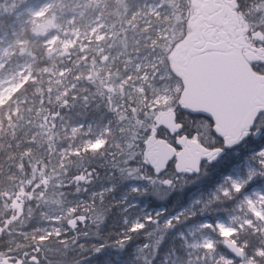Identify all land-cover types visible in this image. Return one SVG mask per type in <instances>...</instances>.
<instances>
[{
    "label": "trees",
    "instance_id": "obj_1",
    "mask_svg": "<svg viewBox=\"0 0 264 264\" xmlns=\"http://www.w3.org/2000/svg\"><path fill=\"white\" fill-rule=\"evenodd\" d=\"M28 1L0 0V35L8 32L9 39H18L13 57L25 58L32 66L31 79L0 106V262L7 257L23 260L25 264H157L154 243L163 235L162 230L174 228L176 232L200 217L183 216L182 220L174 221L173 227L148 220L143 227L133 228L124 219L126 211L118 197L136 175L157 177L142 161L141 154L145 146L143 139L156 123L157 109L144 107L143 96L132 92L134 84L127 79L124 59L151 48L146 42L133 40L138 33L155 38L154 46L165 58L170 40L158 36L154 28L158 22L166 21L147 15L152 22L145 28V23L132 19L144 0H97L94 4L89 0H59L46 16L54 26L50 32L61 27V21L69 16L67 8L72 6L80 10L81 20L88 14L102 12L111 25L112 37L90 43L81 51L77 45L63 46L59 42L48 45L49 33L38 34L35 30L39 22L18 25L16 12ZM108 42L112 43L113 55L118 49L122 55L113 61L109 57L106 70H100L104 52H96L94 46ZM64 70L73 88L64 89L59 81ZM145 96H151L149 90ZM115 105L118 110L114 109ZM113 114L121 124L128 123L121 138L126 156L110 152L114 150L110 137L106 144L109 150L103 147L62 157L61 150L72 140L67 133L70 126L99 116L110 118ZM207 120L195 113L178 114L183 132L201 141H204L201 134L210 130ZM157 131L160 137H166L164 128L158 127ZM137 167L141 169L136 170ZM173 172L174 169H169L162 177L171 178ZM177 175L179 180L171 178L174 179L170 186L171 204L184 203L191 190L204 180L206 191L216 183L214 176L205 179L199 174L184 179ZM44 178L61 182L58 195L42 190ZM79 180L85 182L87 191L81 190L78 195L85 198L98 193L102 185L110 186L111 190L94 196L91 207L78 206L60 220H51V214L64 212L78 196L71 191L77 188L75 184ZM147 194L151 195L150 191L136 192L131 197L145 203ZM210 204L213 211L221 205L217 198ZM54 224L60 227L58 233L53 230ZM44 226L52 232L47 234ZM250 244L251 241L248 253Z\"/></svg>",
    "mask_w": 264,
    "mask_h": 264
},
{
    "label": "rangeland",
    "instance_id": "obj_2",
    "mask_svg": "<svg viewBox=\"0 0 264 264\" xmlns=\"http://www.w3.org/2000/svg\"><path fill=\"white\" fill-rule=\"evenodd\" d=\"M89 2L94 4L97 0H89ZM58 3H60L59 0H29L23 8L16 12L18 25L22 26L28 21L39 22L40 25L35 30L38 34L49 33L48 45L51 46L57 42L63 46L77 45L81 51L87 49L90 43H97L113 36L111 25L104 19L102 12L96 15L92 14L93 17L88 14L84 20H81L82 14L75 6L67 8L69 16L61 21V27L50 32L54 26H51L46 16ZM159 9L160 0H144L133 12L132 19L145 23L146 28L152 22L151 18H147V15H153L157 18L161 14ZM261 10L264 11V2L260 5ZM59 12H62L61 9ZM167 18L168 16L161 18L166 22H158L154 28L157 35L163 38L168 37ZM17 40L9 39L8 32L0 35V106L32 77L31 62L25 58L13 57ZM133 40L146 42L151 48L145 53L135 52L132 56L124 59L127 61L124 65L128 73L127 79L134 84L132 92L135 91L143 96L144 107L157 109L154 117L156 123L153 124L154 126L152 125L150 134L143 139L145 146L141 154L144 159L143 151L159 122V118L162 115H169L170 110L179 102L175 96L180 95L182 87L179 83L172 86L174 81L170 77L171 73L164 69L160 52L154 46L155 38L149 34L138 33L135 34ZM94 48L96 52H104V63L100 66V70H106L104 66L108 64L109 57L113 61L122 55V51L119 49L113 55L111 42L106 45H95ZM61 73L62 77L59 81L62 82L63 88H73V82L67 78V71L64 70ZM168 83H171V86ZM148 90L151 94L149 98L145 96ZM114 109L118 110L119 107L115 105ZM103 119L104 117L99 116L96 119L83 120L70 126L67 133L72 140L68 147L61 150L62 157L66 158L71 154H83L87 151H97L103 147L109 150L110 146L106 144L110 137L113 139L111 145H114V150L110 152L117 155L124 153L126 156L125 146L122 144L121 138L124 137L128 123L122 122L121 124L117 120L116 114ZM133 153L140 155L139 151ZM239 155L240 152L236 150L231 153V156L237 157ZM242 161L243 163L240 162L232 166L230 175L225 177L222 183H215V186L207 191L200 186L194 187L184 203L178 201L176 204H171L169 202L172 180L151 179L144 174L136 175V179L130 183L127 190L118 197L124 205V211H126L124 219L130 221L133 228L143 227L148 220L154 223L161 221L162 225L172 226L174 221L182 220L183 216L186 218L200 217L196 222L185 225L176 232L174 228L162 230L163 235L156 238L154 243V255L158 257L157 264H264V148L258 151H250L243 156ZM140 169L141 167L136 168V170ZM89 182L92 183L93 179ZM83 183L85 182L77 181L75 184L77 188H73L71 193L78 195L81 190L87 191ZM250 183L253 184V190L236 205L220 206L219 209L212 210L210 202L218 198L219 193L232 195ZM61 185L59 181L53 183L51 179L44 178L42 190L55 195L57 188ZM110 190V186L102 185L98 193L101 194ZM147 191H150L151 195L147 194L148 199L145 203L131 197V194L136 192L146 194ZM98 193L89 194V198L76 196L64 212L51 214L49 218L58 221L78 206L91 207L92 199ZM13 200L15 201V199ZM151 201L155 204L152 205ZM52 226L56 233L60 231L59 226L55 224ZM43 229H47V234L52 232L47 226H44ZM242 234L248 235L245 241L242 240L238 243L243 249L242 255L233 254L230 249L225 248V242H236L233 236H241ZM250 241L252 244H250V252L248 253L247 247ZM255 243L258 244L255 245ZM159 250L160 254L157 253Z\"/></svg>",
    "mask_w": 264,
    "mask_h": 264
},
{
    "label": "flooded vegetation",
    "instance_id": "obj_3",
    "mask_svg": "<svg viewBox=\"0 0 264 264\" xmlns=\"http://www.w3.org/2000/svg\"><path fill=\"white\" fill-rule=\"evenodd\" d=\"M262 2L264 0H211L210 7L215 8V11L204 14L201 6L208 4V0H160L159 13L161 14L157 18L161 19L168 16V37L166 38L170 40L169 50L165 58L160 54L161 61L164 69L171 73L170 77L174 81L172 86L179 83L182 87L180 95L175 96L179 102L170 112H175L176 123H180L178 121L179 113H195L207 117L210 130L201 134L204 140L201 141L199 137H190L183 132L182 123L181 131L171 132L158 122L152 133L154 139L150 140L149 137V142L143 151L145 156L143 161L157 175V179L173 181L172 177L175 180L180 179L177 174L182 175V178L195 177L201 174L205 179L214 176L216 183H222L223 179L230 175V169L234 164L243 163L244 155L250 151H258L264 148V11H260ZM214 14L217 15L214 17L216 21L229 23V29L224 25L211 22L209 18L213 17ZM229 14L232 15L231 18ZM206 47L209 48L206 49ZM207 55L241 56L242 66L251 69L255 76L253 84L242 92L243 95L240 98H237V94L234 97L227 95L220 97L219 102L222 104V110H226V113L217 118L208 112L197 110L198 104L193 103L185 95L186 85L183 74L197 59ZM168 84L171 86V83ZM257 109L259 112L253 125L243 127L249 113ZM158 127L166 130V137L158 135ZM184 135L188 139L197 140L209 151L217 150V152L211 158L200 161L198 172H178L176 168L177 156H174L167 164L166 169L157 173L154 167L157 166L158 145L156 142L158 139H166L176 152L183 151L189 160L199 157L187 143H181L180 139ZM234 150L240 152V155L231 156ZM217 154L219 157L213 159ZM169 169H174L172 177L168 179L162 177ZM206 184V180H204L200 187L205 190ZM252 186L253 184L250 183L232 195L219 193L217 200L221 203L220 206L236 205L253 190L254 187ZM247 236L246 234L236 235L233 236V239L238 244L242 240L245 241ZM225 248L227 247L225 246Z\"/></svg>",
    "mask_w": 264,
    "mask_h": 264
},
{
    "label": "water",
    "instance_id": "obj_4",
    "mask_svg": "<svg viewBox=\"0 0 264 264\" xmlns=\"http://www.w3.org/2000/svg\"><path fill=\"white\" fill-rule=\"evenodd\" d=\"M210 2L211 0H208V4L201 6V10L204 14L213 13L215 11V8L210 7ZM216 16L217 15L214 14L209 20L224 25L229 29V23L216 21L214 19ZM229 16L230 18L232 17L231 14H229ZM208 48L209 47H206V49ZM241 60V56L207 55L197 59V61L186 70L185 74H183L186 85L185 95L188 96L193 103L198 104L196 106L197 110L208 112L217 118L219 115L226 113V110H222V104L219 102L220 97H224L225 95L234 97V95L237 94V98H240L243 95L242 92L253 84L255 76L251 69L242 66ZM228 102L230 104L229 100ZM258 112L259 109L249 113L243 127L252 126ZM159 124L164 125L171 132L182 130V124L176 123V114L174 111L170 112L169 115H162L159 118ZM153 139L154 135L150 136V140ZM180 141L182 144L187 143L199 157L189 160L185 157L183 151L179 153L176 152L166 139H158L156 142L158 145V159L156 161L157 166L154 167L157 173L164 171L167 164L174 156H177L176 168L178 172H198L200 170V161L202 159L211 158L217 152V150L209 151L197 140L188 139L186 135L182 136ZM218 157L219 155L217 154L213 159ZM225 246L230 249L233 254H243V249L234 241H227ZM23 263V260L14 262L7 257L3 258L0 262V264Z\"/></svg>",
    "mask_w": 264,
    "mask_h": 264
}]
</instances>
